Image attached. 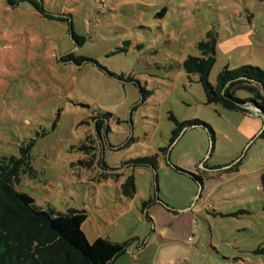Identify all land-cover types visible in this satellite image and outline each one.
Here are the masks:
<instances>
[{
  "label": "rangeland",
  "instance_id": "1",
  "mask_svg": "<svg viewBox=\"0 0 264 264\" xmlns=\"http://www.w3.org/2000/svg\"><path fill=\"white\" fill-rule=\"evenodd\" d=\"M208 34L212 85L264 70V0H0V160L24 154L16 191L124 244L111 264H264L263 118L184 69Z\"/></svg>",
  "mask_w": 264,
  "mask_h": 264
},
{
  "label": "trees",
  "instance_id": "2",
  "mask_svg": "<svg viewBox=\"0 0 264 264\" xmlns=\"http://www.w3.org/2000/svg\"><path fill=\"white\" fill-rule=\"evenodd\" d=\"M33 5L47 18L70 19L66 12L57 16L50 13L40 1H33ZM71 35L74 40H81L74 32ZM215 42V37L208 34L206 40L197 45L200 56H188L183 62L184 69L198 74L208 102L247 114H252L251 107L261 111L264 117V70L256 66L225 67L218 74L215 85L209 82L208 75L215 61ZM238 89L247 91L250 97H237L235 91ZM176 124L172 140L186 126L205 125L198 120ZM260 136L264 138V127ZM210 137L213 139L212 130ZM20 169L31 176L32 169L24 154L0 160V264H111L124 252V244L108 239L98 237L89 242L81 229L87 217L84 212L55 213L37 206L30 195L16 191L13 182L18 179ZM196 180L201 184V176ZM261 187L264 194V172ZM123 188L126 193L134 192L132 177Z\"/></svg>",
  "mask_w": 264,
  "mask_h": 264
},
{
  "label": "water",
  "instance_id": "3",
  "mask_svg": "<svg viewBox=\"0 0 264 264\" xmlns=\"http://www.w3.org/2000/svg\"><path fill=\"white\" fill-rule=\"evenodd\" d=\"M249 109L254 113V116H261L263 118V127H264V117H263L262 112L261 111H255L251 107Z\"/></svg>",
  "mask_w": 264,
  "mask_h": 264
}]
</instances>
